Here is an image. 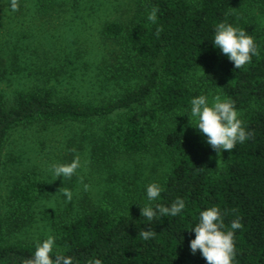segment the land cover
<instances>
[{"label": "trees", "instance_id": "16d2710c", "mask_svg": "<svg viewBox=\"0 0 264 264\" xmlns=\"http://www.w3.org/2000/svg\"><path fill=\"white\" fill-rule=\"evenodd\" d=\"M264 0H143L141 10L128 21H109L103 34L118 44L117 76L136 78L121 95L103 102H80L54 97L51 89L19 91L13 101L0 93V155L9 133L18 126L38 121L89 122L123 112L104 128L111 148L130 154L148 151L159 144L173 164L151 204L171 206L177 198L185 209L175 217L152 222L133 212H116L107 202L63 218L55 226L60 253L73 257V264L100 260L101 264H207L200 250L193 254L190 241L199 213L218 207L225 230L238 217L234 264H264V36L256 21L238 10L241 3ZM157 6V21L148 13ZM224 22L254 38L259 55L236 69L215 47V26ZM162 26L160 36L156 28ZM205 70L201 84L192 75ZM129 76V77H128ZM218 88L231 99L251 139L225 151V164L211 160L215 152L200 132L192 136L181 126L169 125L190 112L193 97ZM42 178L27 175L14 187L9 219L0 215V264H20L34 254L35 243L10 241L7 223L25 219L38 198ZM16 217V222L13 221ZM24 221V220H23ZM7 222V223H6ZM19 222V223H20ZM11 224V225H12ZM155 231L144 240L141 229ZM55 255V252L52 254Z\"/></svg>", "mask_w": 264, "mask_h": 264}, {"label": "rangeland", "instance_id": "374dc122", "mask_svg": "<svg viewBox=\"0 0 264 264\" xmlns=\"http://www.w3.org/2000/svg\"><path fill=\"white\" fill-rule=\"evenodd\" d=\"M142 2L18 0L19 10L13 12L10 0H0V93L10 102L19 91L36 89H51L56 98L80 102L118 97L137 79L117 76L119 46L103 34V28L109 21L130 20L141 10ZM238 10L256 21L264 36L263 1L241 3ZM204 73L205 70H197L191 76L192 82L201 84ZM206 89L210 103L217 94L224 98L218 88ZM238 112L240 116L243 111ZM122 114L89 122L38 121L10 131L0 155L2 219H9L10 198L18 182L31 174L43 180L40 194L25 219L17 225L6 222L10 241L35 243L48 234L56 238L55 226L63 218L103 202L118 213L133 212L153 202L147 199L146 187L153 182L163 186L173 164L172 157L159 144L139 154L107 145L104 128ZM191 123L195 119L189 121L188 114L169 121V125H179L196 137L200 131ZM77 154L81 167L76 175L70 180L62 176L55 179L50 166L70 163ZM211 160L224 166L225 151L220 157L214 152ZM84 184L89 185L87 191ZM59 188L73 192L72 202H66Z\"/></svg>", "mask_w": 264, "mask_h": 264}, {"label": "clouds", "instance_id": "9594fccd", "mask_svg": "<svg viewBox=\"0 0 264 264\" xmlns=\"http://www.w3.org/2000/svg\"><path fill=\"white\" fill-rule=\"evenodd\" d=\"M9 6L11 11H18V0H10ZM158 11L159 8L154 6L148 13L147 18L153 24L157 21ZM162 31V26L157 27L156 36L159 37ZM212 41L214 46L234 63L236 69L250 64L252 57L259 55L254 38L231 24L218 23L215 26ZM190 104V112H187L189 121L195 119V123L191 124L206 137V143L212 147L218 157L224 151L234 150L237 143L242 144L253 137V133L248 132L243 126L239 112L231 99H222L221 95L217 94L212 97L210 103L207 96L199 95L193 97ZM72 151L75 152V149ZM80 167L81 160L77 154L70 163L53 164L49 170L55 179L62 176L64 180H70ZM79 179L83 183V177ZM88 189L89 185L84 184V190ZM162 191L163 188L160 184L155 182L148 184L146 187L148 201L157 200ZM59 192L66 198V202H72L73 192L70 189L59 188ZM185 207V201L182 198H177L171 206L157 204L153 208L151 205H144L141 207L140 215L146 221L152 222L162 216L175 217ZM193 228L196 234L195 238L190 241V250L193 254L200 250L207 264H234L236 256L234 235L235 230L243 228L241 218L233 220L230 229L225 230L223 215L219 208L210 207L199 213V222L190 229ZM138 235L142 239L148 240L155 236V231L151 228L141 229ZM20 264H73V257L66 256L56 250V238L54 235L48 234L43 241L35 242L34 254L21 259ZM87 264H101V261L98 259L89 260Z\"/></svg>", "mask_w": 264, "mask_h": 264}]
</instances>
